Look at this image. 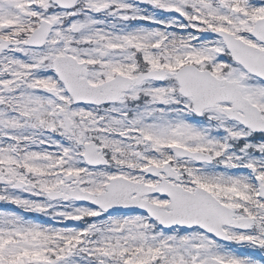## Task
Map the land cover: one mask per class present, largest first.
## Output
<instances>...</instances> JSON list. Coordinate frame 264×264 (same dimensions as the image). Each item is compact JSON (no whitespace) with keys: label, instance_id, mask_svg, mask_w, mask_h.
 <instances>
[{"label":"snow or ice","instance_id":"obj_1","mask_svg":"<svg viewBox=\"0 0 264 264\" xmlns=\"http://www.w3.org/2000/svg\"><path fill=\"white\" fill-rule=\"evenodd\" d=\"M0 264H264V0H0Z\"/></svg>","mask_w":264,"mask_h":264}]
</instances>
